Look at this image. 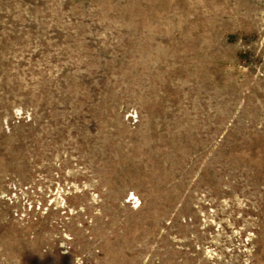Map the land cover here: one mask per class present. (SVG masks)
Here are the masks:
<instances>
[{"label":"rangeland","instance_id":"rangeland-1","mask_svg":"<svg viewBox=\"0 0 264 264\" xmlns=\"http://www.w3.org/2000/svg\"><path fill=\"white\" fill-rule=\"evenodd\" d=\"M0 264H264V0H0Z\"/></svg>","mask_w":264,"mask_h":264}]
</instances>
